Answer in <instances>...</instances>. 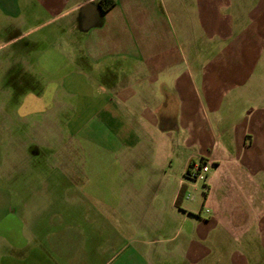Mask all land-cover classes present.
Returning a JSON list of instances; mask_svg holds the SVG:
<instances>
[{
    "label": "crops",
    "instance_id": "0c3cea01",
    "mask_svg": "<svg viewBox=\"0 0 264 264\" xmlns=\"http://www.w3.org/2000/svg\"><path fill=\"white\" fill-rule=\"evenodd\" d=\"M112 1L0 0V109L33 77L48 107L24 141L97 212L93 233L3 212L0 264H264V0ZM60 70L86 95L79 150L60 148Z\"/></svg>",
    "mask_w": 264,
    "mask_h": 264
},
{
    "label": "rangeland",
    "instance_id": "374dc122",
    "mask_svg": "<svg viewBox=\"0 0 264 264\" xmlns=\"http://www.w3.org/2000/svg\"><path fill=\"white\" fill-rule=\"evenodd\" d=\"M65 73L64 70H60L54 76L61 108L52 111L55 112L60 126V148L66 151L73 150V148L79 150L83 148L81 138L83 133H87L88 128L87 126L84 131L78 130L81 119L85 116L82 103L86 95L83 97L80 83L79 87L75 86V89L67 90ZM80 80L81 78L79 82ZM26 81L28 84L23 87L26 92L18 94L19 97L15 94L11 98L9 109H0V214L9 211L15 218H18L20 213H28V215L36 213L40 215L39 220H48L50 215L68 216V218H74V225H84L86 230L93 233L96 225L91 218L97 216L96 210H93L92 206H87L86 212L88 213L85 212V214L90 220L88 221L87 218L86 221L83 220L82 206L72 204L67 194V190H70L68 192L71 195L77 191L79 194V190L67 189L65 174L55 169L57 166L55 161L41 153L33 158L31 154V149H34L33 143L28 142V145L24 141L25 137L32 134L33 126L23 125L20 120L25 119L28 123L35 121L39 118V110L42 111L48 107L46 103L42 106L38 102H32L31 93L35 92L38 87L33 77H27ZM47 99L49 97L44 98V101ZM68 117L71 124L66 126ZM89 129L94 140L98 141L97 124L89 125ZM85 147L87 152L90 151L91 147L87 141H85ZM196 184L199 187L202 186L201 182H196ZM188 195L191 197V194ZM2 197L7 199L2 200ZM24 200L33 205L28 204L25 210L20 205Z\"/></svg>",
    "mask_w": 264,
    "mask_h": 264
},
{
    "label": "built area",
    "instance_id": "2783aa9c",
    "mask_svg": "<svg viewBox=\"0 0 264 264\" xmlns=\"http://www.w3.org/2000/svg\"><path fill=\"white\" fill-rule=\"evenodd\" d=\"M208 172L207 164H192L188 167L186 172V178L193 183L203 182L205 180L206 174Z\"/></svg>",
    "mask_w": 264,
    "mask_h": 264
},
{
    "label": "clouds",
    "instance_id": "9594fccd",
    "mask_svg": "<svg viewBox=\"0 0 264 264\" xmlns=\"http://www.w3.org/2000/svg\"><path fill=\"white\" fill-rule=\"evenodd\" d=\"M28 34L29 33H25L24 35H28ZM9 47H10V45L6 41L0 40V54L4 53L5 50H7ZM8 54H9V56L11 55V53H8ZM55 54H56V50L54 48H50V49H47L43 55L50 57V56H54ZM24 62H25L24 58H21V63H24ZM9 66H10V64L5 63L3 65V67H0V73H2L4 70H6L7 67H9ZM43 67L47 68L48 65L45 64V65H43Z\"/></svg>",
    "mask_w": 264,
    "mask_h": 264
},
{
    "label": "trees",
    "instance_id": "16d2710c",
    "mask_svg": "<svg viewBox=\"0 0 264 264\" xmlns=\"http://www.w3.org/2000/svg\"><path fill=\"white\" fill-rule=\"evenodd\" d=\"M101 3L104 4L105 9H108V8H110V7L113 6V1H112V0H101ZM200 163H202V162H200ZM191 165H192V164H190L189 167H190Z\"/></svg>",
    "mask_w": 264,
    "mask_h": 264
}]
</instances>
